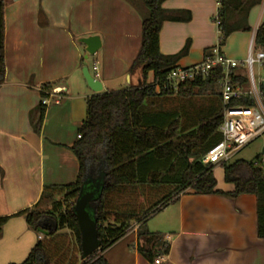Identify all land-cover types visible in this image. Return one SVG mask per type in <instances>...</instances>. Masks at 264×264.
I'll return each mask as SVG.
<instances>
[{
	"label": "crops",
	"instance_id": "crops-1",
	"mask_svg": "<svg viewBox=\"0 0 264 264\" xmlns=\"http://www.w3.org/2000/svg\"><path fill=\"white\" fill-rule=\"evenodd\" d=\"M4 1L6 81L0 89V217L36 205L38 210L46 211L50 201L41 200L45 187L76 183L80 164L71 148L87 118V100L96 94L88 86L82 69L88 66L94 75L93 66L98 63L101 93L114 91L107 88L105 92L106 85L121 83L124 77L128 84L122 90L139 85L141 74L130 73V69L141 47L146 15L141 0ZM162 8L176 19L162 26L161 54L176 56L187 49L175 67L201 63L218 43L217 27L213 24L218 15V0H165ZM262 23L263 13L254 30ZM91 36H99L102 47L85 59L86 46L79 40ZM229 46L222 48L226 57L239 62L246 59V50ZM91 57L92 70L88 64ZM154 80L153 72L149 73L147 85ZM47 83L55 84L50 95L60 102L47 106L38 135L30 113L42 101L41 88ZM200 97L205 98V105H195L194 98L178 96L155 97L146 104L154 113L172 111L181 115L223 107L220 93L218 97ZM170 103L177 107H169ZM258 165L264 168V161L259 160ZM226 185L220 187L218 182L217 189L234 191L233 185ZM170 216L174 218L173 225L165 229L160 243L161 248L165 245L169 249L164 264H264V239L258 236V199L254 194L236 199L182 195L172 204ZM131 229L105 251V259L110 264H154L139 253L138 230ZM41 236L44 234L28 228L24 217L9 220L0 235V264L25 262ZM128 237L129 242L124 243ZM156 247L155 250L161 249ZM80 259L83 260L82 256Z\"/></svg>",
	"mask_w": 264,
	"mask_h": 264
},
{
	"label": "trees",
	"instance_id": "trees-1",
	"mask_svg": "<svg viewBox=\"0 0 264 264\" xmlns=\"http://www.w3.org/2000/svg\"><path fill=\"white\" fill-rule=\"evenodd\" d=\"M141 1L146 9L142 43L130 73L141 70L143 84L88 98L87 118L79 129L80 138L71 148L80 164L78 179L72 185L44 188L41 200L52 202V210L40 211L36 205L12 216L0 217V235L14 217H24L28 228L37 234L47 232L22 264H110L103 254L128 234L132 223L140 224L139 253L154 263L159 256L168 255L169 249L164 245L155 250L163 236L144 231L147 220L167 205L178 202L180 196L190 194L231 199L254 194L258 199V236L264 239V168L258 165L259 160L222 165L224 181L234 186L233 192L217 189L216 166L202 163L206 153L222 140L224 106L194 115L184 113L185 116L172 111L154 113L146 104L155 97H218L222 70H215L206 80L197 79L175 89L167 79L168 73L176 68L187 49L176 56H164L159 43L164 22L176 18L162 8L165 0ZM262 1L218 0L222 46L232 34L251 30L250 12ZM5 31V1L0 0V89L6 81ZM258 36L262 41L263 33L259 32ZM151 72L155 80L147 85ZM54 87L51 83L42 86V101L53 93ZM42 101L30 113L32 127L38 135L47 110ZM162 161L168 167L160 171ZM162 176L167 177L161 180ZM102 177L100 196L90 204L97 222L100 249L81 260V234L73 207L85 182H96Z\"/></svg>",
	"mask_w": 264,
	"mask_h": 264
},
{
	"label": "built area",
	"instance_id": "built-area-1",
	"mask_svg": "<svg viewBox=\"0 0 264 264\" xmlns=\"http://www.w3.org/2000/svg\"><path fill=\"white\" fill-rule=\"evenodd\" d=\"M219 40L199 64L187 68L176 67L168 73V81L177 89L181 84L197 79L206 80L217 69L222 70L218 89L223 101V122L220 126L222 140L212 147L202 159L204 165L222 166L231 158L264 134V79L256 77L255 67L264 71V23L253 32L247 57L239 62L226 57L220 42L221 20L216 16ZM259 32L263 33L262 41ZM93 78L101 81L99 65L93 66ZM246 101L249 104L240 103ZM54 95H49L42 103L46 106L58 104ZM80 138V136H78ZM140 227L136 224L134 231ZM132 230V229H131ZM164 256H159L154 264H164Z\"/></svg>",
	"mask_w": 264,
	"mask_h": 264
},
{
	"label": "rangeland",
	"instance_id": "rangeland-1",
	"mask_svg": "<svg viewBox=\"0 0 264 264\" xmlns=\"http://www.w3.org/2000/svg\"><path fill=\"white\" fill-rule=\"evenodd\" d=\"M263 13V22H264V5H260L256 8H254L251 12V17L253 20V25L250 31L248 32H241V33H236L233 36L229 37V41L228 39L226 40L224 47L226 46H232L238 50H246L248 51V47H249V42L251 40L254 28H255V24L258 22L259 16ZM213 24L215 25L214 21ZM219 40V36L217 38V41ZM229 46V47H230ZM99 59L100 62H102V58L101 55H99L97 57ZM94 57H91V59L88 61V64L92 70V63H93ZM255 75L256 77H260L262 79H264V71L263 70H259L258 67H255ZM120 82H115L112 83L109 87H107L106 85V91L107 92V88H110L111 90L114 91H120L122 90L125 86H127L128 81L127 79L124 77L122 78ZM194 100H196L197 102H195V105H205V101H204V97H200V96H194L193 97ZM194 102L191 100V104H193ZM168 106H173V107H177V105L175 103H170L168 104ZM197 107V106H196ZM264 150V134L259 137L258 139H256L254 142H252L250 145H248L246 148H244L243 150H241L240 152L236 153L231 160L228 162L230 164L235 163L237 161H246V162H255L257 160H263L264 161V156H262ZM168 163H166V161H162L159 164V170L163 171L165 170V168L168 167L167 165ZM217 169V168H216ZM214 175L217 179V181L219 182V186L223 187L226 184L224 183V170L221 166H218V169L215 170ZM167 176H162L161 180H164ZM227 186V185H226ZM60 201H63V198L60 199ZM172 204L167 205L165 208H163L162 210H160L159 212H157L156 214L152 215L146 222L143 230L145 231H149L152 233H160L161 236H163L166 234L165 229H169L170 226L173 225V221L174 218L173 216H170V212H171V207ZM174 206V205H173ZM45 210L46 211H50L53 208L52 202H50L49 204L47 203L45 206ZM169 209V210H167ZM166 211V212H164ZM137 223H132L133 227L132 229L134 230L135 225ZM138 230V229H137ZM130 240V237H128L126 239V241L124 243H128ZM162 244H157L156 249L161 248Z\"/></svg>",
	"mask_w": 264,
	"mask_h": 264
},
{
	"label": "water",
	"instance_id": "water-1",
	"mask_svg": "<svg viewBox=\"0 0 264 264\" xmlns=\"http://www.w3.org/2000/svg\"><path fill=\"white\" fill-rule=\"evenodd\" d=\"M79 42L86 46L85 59H88L90 56H94L102 47V41L99 36L81 38ZM82 73L88 86L94 93L99 94L103 91L101 81H97L93 78L88 66L83 67ZM137 73H140L142 77L141 70H137ZM142 84L143 78L141 83L139 85H135L134 87H139ZM262 155L264 156V150ZM102 179L103 177L96 182L94 180L86 181L73 207L81 234V250L83 260L89 258L96 251H98L101 245L97 222L91 212L90 204L100 196ZM43 234L47 235V232H44Z\"/></svg>",
	"mask_w": 264,
	"mask_h": 264
}]
</instances>
